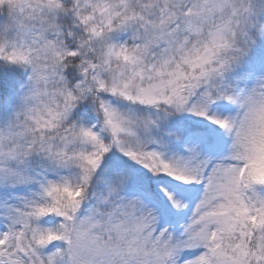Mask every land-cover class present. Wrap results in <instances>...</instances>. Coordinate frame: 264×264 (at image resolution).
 <instances>
[{"label": "snow or ice", "instance_id": "obj_1", "mask_svg": "<svg viewBox=\"0 0 264 264\" xmlns=\"http://www.w3.org/2000/svg\"><path fill=\"white\" fill-rule=\"evenodd\" d=\"M0 264H264V0H0Z\"/></svg>", "mask_w": 264, "mask_h": 264}]
</instances>
